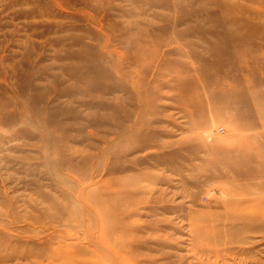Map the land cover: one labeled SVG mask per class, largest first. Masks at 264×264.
<instances>
[{
	"label": "rangeland",
	"instance_id": "374dc122",
	"mask_svg": "<svg viewBox=\"0 0 264 264\" xmlns=\"http://www.w3.org/2000/svg\"><path fill=\"white\" fill-rule=\"evenodd\" d=\"M263 3L0 0V264H264Z\"/></svg>",
	"mask_w": 264,
	"mask_h": 264
},
{
	"label": "bare ground",
	"instance_id": "6f19581e",
	"mask_svg": "<svg viewBox=\"0 0 264 264\" xmlns=\"http://www.w3.org/2000/svg\"><path fill=\"white\" fill-rule=\"evenodd\" d=\"M264 4V3H263ZM259 10V9H258ZM262 12H264V11H262ZM222 84V83H221ZM215 251V250H214Z\"/></svg>",
	"mask_w": 264,
	"mask_h": 264
}]
</instances>
